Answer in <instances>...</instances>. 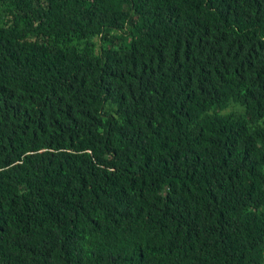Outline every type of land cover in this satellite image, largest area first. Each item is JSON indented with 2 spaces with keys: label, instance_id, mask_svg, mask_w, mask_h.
<instances>
[{
  "label": "trees",
  "instance_id": "obj_1",
  "mask_svg": "<svg viewBox=\"0 0 264 264\" xmlns=\"http://www.w3.org/2000/svg\"><path fill=\"white\" fill-rule=\"evenodd\" d=\"M0 264H264V0H0Z\"/></svg>",
  "mask_w": 264,
  "mask_h": 264
},
{
  "label": "rangeland",
  "instance_id": "obj_2",
  "mask_svg": "<svg viewBox=\"0 0 264 264\" xmlns=\"http://www.w3.org/2000/svg\"><path fill=\"white\" fill-rule=\"evenodd\" d=\"M230 109H231V108L228 107V108H226L224 111H227V110L229 111Z\"/></svg>",
  "mask_w": 264,
  "mask_h": 264
}]
</instances>
